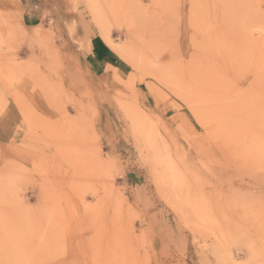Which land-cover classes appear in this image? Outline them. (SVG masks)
<instances>
[{
  "label": "rangeland",
  "instance_id": "374dc122",
  "mask_svg": "<svg viewBox=\"0 0 264 264\" xmlns=\"http://www.w3.org/2000/svg\"><path fill=\"white\" fill-rule=\"evenodd\" d=\"M0 264H264V0H0Z\"/></svg>",
  "mask_w": 264,
  "mask_h": 264
},
{
  "label": "crops",
  "instance_id": "0c3cea01",
  "mask_svg": "<svg viewBox=\"0 0 264 264\" xmlns=\"http://www.w3.org/2000/svg\"><path fill=\"white\" fill-rule=\"evenodd\" d=\"M98 46V45H97ZM100 46V45H99ZM97 47H95L94 49H96ZM96 50H98V49H96Z\"/></svg>",
  "mask_w": 264,
  "mask_h": 264
},
{
  "label": "bare ground",
  "instance_id": "6f19581e",
  "mask_svg": "<svg viewBox=\"0 0 264 264\" xmlns=\"http://www.w3.org/2000/svg\"><path fill=\"white\" fill-rule=\"evenodd\" d=\"M228 89V88H227ZM227 115V114H226ZM226 117V116H225ZM237 119V118H236ZM229 122V121H228Z\"/></svg>",
  "mask_w": 264,
  "mask_h": 264
}]
</instances>
